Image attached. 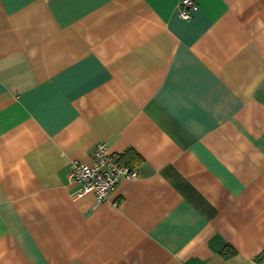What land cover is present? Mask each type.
Masks as SVG:
<instances>
[{
    "label": "crops",
    "instance_id": "1",
    "mask_svg": "<svg viewBox=\"0 0 264 264\" xmlns=\"http://www.w3.org/2000/svg\"><path fill=\"white\" fill-rule=\"evenodd\" d=\"M180 1L0 0V264H264V0Z\"/></svg>",
    "mask_w": 264,
    "mask_h": 264
},
{
    "label": "built area",
    "instance_id": "2",
    "mask_svg": "<svg viewBox=\"0 0 264 264\" xmlns=\"http://www.w3.org/2000/svg\"><path fill=\"white\" fill-rule=\"evenodd\" d=\"M179 15L184 19H191L193 11L198 9L195 0H181L179 2ZM138 168L130 166L107 151L105 143H98L94 159L91 163L73 160L70 164L69 179L78 185L75 196H82L93 192L97 201L104 202L110 197L122 179H131L139 176ZM114 205L119 204V199L114 200Z\"/></svg>",
    "mask_w": 264,
    "mask_h": 264
},
{
    "label": "trees",
    "instance_id": "3",
    "mask_svg": "<svg viewBox=\"0 0 264 264\" xmlns=\"http://www.w3.org/2000/svg\"><path fill=\"white\" fill-rule=\"evenodd\" d=\"M124 163L130 165V166H134V164L132 163V160L128 159V160H124Z\"/></svg>",
    "mask_w": 264,
    "mask_h": 264
}]
</instances>
